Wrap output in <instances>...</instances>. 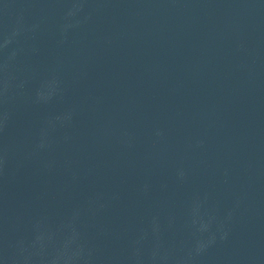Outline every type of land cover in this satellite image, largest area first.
Masks as SVG:
<instances>
[{
  "label": "water",
  "instance_id": "95a60500",
  "mask_svg": "<svg viewBox=\"0 0 264 264\" xmlns=\"http://www.w3.org/2000/svg\"><path fill=\"white\" fill-rule=\"evenodd\" d=\"M0 264H264V0H0Z\"/></svg>",
  "mask_w": 264,
  "mask_h": 264
}]
</instances>
